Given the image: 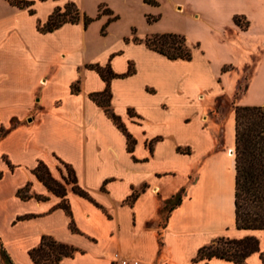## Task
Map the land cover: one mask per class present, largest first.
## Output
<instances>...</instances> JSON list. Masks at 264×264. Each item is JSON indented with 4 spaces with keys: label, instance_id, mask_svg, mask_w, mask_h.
Wrapping results in <instances>:
<instances>
[{
    "label": "crops",
    "instance_id": "obj_1",
    "mask_svg": "<svg viewBox=\"0 0 264 264\" xmlns=\"http://www.w3.org/2000/svg\"><path fill=\"white\" fill-rule=\"evenodd\" d=\"M53 9L0 2V116L9 121L0 142L16 134L6 150L34 176L42 160L63 181L58 165L68 163L88 196L66 183L68 214L36 176L33 194L45 198L16 213L22 228L0 235L10 258L34 264L28 249L47 234L81 250L58 264H238L192 258L218 237L255 235L259 250L244 261L262 264L264 231L235 225L234 106L264 104L260 55L243 41L251 20L234 21L248 16L217 8L206 25L215 49L186 38L191 57L170 58L133 34L86 52L81 20L38 29ZM104 90L120 125L92 96Z\"/></svg>",
    "mask_w": 264,
    "mask_h": 264
},
{
    "label": "trees",
    "instance_id": "obj_2",
    "mask_svg": "<svg viewBox=\"0 0 264 264\" xmlns=\"http://www.w3.org/2000/svg\"><path fill=\"white\" fill-rule=\"evenodd\" d=\"M17 6H30L34 0H9ZM155 3V0H145ZM74 6V13L71 6ZM30 12L34 9L30 7ZM104 11L111 13L105 6ZM234 16V21L242 26L239 16ZM82 16L86 25L91 17L85 13L80 15L79 9L73 1H67L63 7L56 6L44 22L38 21L37 27L41 31L53 30L65 22H77ZM116 16L113 15L112 18ZM248 24V21L246 25ZM245 25V26H246ZM242 26V27H245ZM144 42L151 48L156 49L170 58H190L192 48L187 43L183 34L176 32H162L144 37ZM107 78L108 74L100 70ZM74 89V87H73ZM107 90L92 93L93 98L105 107L113 119L121 124L118 117L109 109V100L103 98ZM235 112V225L238 228L261 229L264 231V104H236ZM5 132L0 127V135ZM131 139L129 138V145ZM67 169V175H62L63 181L55 178L47 164L39 160L32 169L35 175L54 193L61 196L57 206L62 207L68 214L71 213L69 202L66 198V183H72V189L77 193L88 196L87 192L76 183V176L73 168L66 162L60 160ZM30 182L18 189V194L23 198L30 197L28 193ZM37 199H44V195L35 194ZM181 200V193L177 192L163 208V221L165 222L169 211ZM20 216L19 218L26 217ZM71 228L74 227L71 224ZM224 240L225 244H218ZM48 245L51 252L45 250ZM259 250V240L255 235H245L240 238L218 237L213 242L201 246L197 254L192 258L197 261L202 258L219 256L231 259L238 264H246L245 257L253 251ZM79 248L59 241L51 235L43 234L41 241L29 249L28 253L34 264H57L63 257L72 256ZM0 255L6 263H11V258L5 248H0ZM260 258L264 264V250L260 251Z\"/></svg>",
    "mask_w": 264,
    "mask_h": 264
},
{
    "label": "rangeland",
    "instance_id": "obj_3",
    "mask_svg": "<svg viewBox=\"0 0 264 264\" xmlns=\"http://www.w3.org/2000/svg\"><path fill=\"white\" fill-rule=\"evenodd\" d=\"M42 1H44L46 6L50 5L54 8L56 6L63 7L67 1H73L79 9L80 15L85 13L91 17V20L85 25L81 19L82 16H80V20L83 22L85 36L87 37L86 52L89 51L91 45L99 49L119 36L133 34L142 38L162 32L180 33L193 41L201 39L208 47L215 49L210 44L209 38L211 32L209 30L210 28L208 29L206 25L209 21L218 18L217 8L226 7L242 10L235 11V13L241 12L248 16L238 15L242 26L246 25L247 18L252 23L250 30L247 31L249 33L243 35V41L252 43V46H256V49L251 52L255 53V55H260V58L256 60V67L259 68L260 72L263 71L264 74V0H155V3H150L145 0ZM105 6L111 10V13L104 11ZM74 8L72 5L71 12L68 13V16L74 13ZM113 15L116 17L112 18ZM243 63L242 60L233 62L235 65H242ZM260 91L264 96V82L260 87ZM256 92L257 90L252 88L250 94L253 95ZM103 98L108 100L107 93L103 94ZM229 99H231L230 102L234 106L236 98L233 96V98ZM1 125L3 128L9 127V121L3 116H0V127ZM15 137L16 134L10 132L0 142V235H7L9 237L12 236L13 230L22 228L26 222L15 221L16 213L28 211L37 200L33 194L34 187L31 181L34 180V183L37 184L38 179L34 174H31V168H27L25 164H17L13 160V153L6 150L7 148L11 149L16 139ZM58 166L61 172L67 175V169L61 162H59ZM27 182H30L28 193L31 196L23 198L17 191ZM43 202L47 203L48 201ZM40 241L41 237L37 244ZM2 242L0 236V248L3 247ZM218 244H225L224 240L218 241ZM44 248L46 251L51 252L48 245H45ZM76 253L78 251H75L73 255ZM11 263L20 264L13 259H11ZM0 264L10 263H6L0 255Z\"/></svg>",
    "mask_w": 264,
    "mask_h": 264
}]
</instances>
